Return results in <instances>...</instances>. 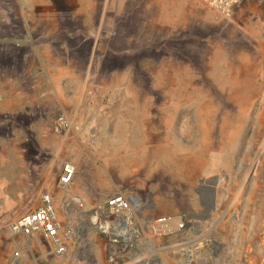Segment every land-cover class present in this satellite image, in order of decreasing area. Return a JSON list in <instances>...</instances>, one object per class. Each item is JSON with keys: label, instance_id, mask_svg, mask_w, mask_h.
Listing matches in <instances>:
<instances>
[{"label": "rangeland", "instance_id": "rangeland-1", "mask_svg": "<svg viewBox=\"0 0 264 264\" xmlns=\"http://www.w3.org/2000/svg\"><path fill=\"white\" fill-rule=\"evenodd\" d=\"M263 91L264 0L228 18L193 0H0V264H135L82 214L66 254L13 235L43 191L66 223L67 194L86 210L137 193L145 232L169 230L148 241L160 264H264Z\"/></svg>", "mask_w": 264, "mask_h": 264}, {"label": "built area", "instance_id": "built-area-1", "mask_svg": "<svg viewBox=\"0 0 264 264\" xmlns=\"http://www.w3.org/2000/svg\"><path fill=\"white\" fill-rule=\"evenodd\" d=\"M196 3L215 12L223 18H228L243 0H194ZM264 98V91H263ZM58 129L64 128L60 120ZM75 165L71 161L62 163L57 175V188L62 192L70 186L75 174ZM66 200L76 218L70 223L61 219L55 208L54 195L43 191L39 195L40 204L15 217L10 225V232L22 238L43 237L54 255L66 254L71 250L74 241H79L85 233L83 226L85 217L92 227L109 243L118 244L122 251L129 254L135 264H160L156 255L149 253L148 241L169 233L165 229V218L159 219L150 234L144 230V220L141 211L145 208L144 199L134 192H119L111 197L97 202L90 209H84V202L78 194H67ZM84 219H83V216ZM184 219H180L174 232L184 227ZM167 228V227H166ZM173 232V230H172ZM171 232V233H172ZM19 255V251L14 253Z\"/></svg>", "mask_w": 264, "mask_h": 264}, {"label": "crops", "instance_id": "crops-1", "mask_svg": "<svg viewBox=\"0 0 264 264\" xmlns=\"http://www.w3.org/2000/svg\"><path fill=\"white\" fill-rule=\"evenodd\" d=\"M194 1V0H193ZM195 2V1H194ZM196 3V2H195ZM198 4V3H197ZM200 5V4H199ZM206 8V7H205ZM209 10V9H208Z\"/></svg>", "mask_w": 264, "mask_h": 264}, {"label": "bare ground", "instance_id": "bare-ground-1", "mask_svg": "<svg viewBox=\"0 0 264 264\" xmlns=\"http://www.w3.org/2000/svg\"><path fill=\"white\" fill-rule=\"evenodd\" d=\"M3 170V169H2Z\"/></svg>", "mask_w": 264, "mask_h": 264}]
</instances>
